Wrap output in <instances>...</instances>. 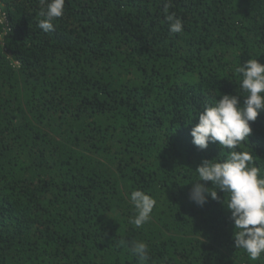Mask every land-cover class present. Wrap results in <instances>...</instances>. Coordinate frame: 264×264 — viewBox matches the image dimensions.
<instances>
[{
  "label": "trees",
  "instance_id": "obj_1",
  "mask_svg": "<svg viewBox=\"0 0 264 264\" xmlns=\"http://www.w3.org/2000/svg\"><path fill=\"white\" fill-rule=\"evenodd\" d=\"M0 5V264H264L233 246L220 201L189 199L201 161L230 151L191 128L220 95L243 102L264 0H65L47 33L41 0ZM251 127L236 150L264 176V111ZM136 189L156 200L139 228Z\"/></svg>",
  "mask_w": 264,
  "mask_h": 264
},
{
  "label": "clouds",
  "instance_id": "obj_2",
  "mask_svg": "<svg viewBox=\"0 0 264 264\" xmlns=\"http://www.w3.org/2000/svg\"><path fill=\"white\" fill-rule=\"evenodd\" d=\"M41 2L46 6L41 8L37 26L45 33L54 31L53 21L64 14L65 0ZM167 19L171 33L183 31V22L179 18L169 15ZM236 72L243 77L239 85L246 93L243 102L238 94L220 95L199 113L198 123L191 128L192 143L200 150L218 142L221 149L230 151L225 159L201 161L195 170L199 179L190 183L189 199L200 207L209 198L220 201L230 212L229 219L233 222V246L256 260L264 254V176L260 168L252 165L253 157L249 152L236 149L251 136L252 122L264 111V64L257 58H250L237 67ZM219 192H223V199ZM130 202L135 215L129 223L139 228L149 222L156 200L136 189L130 193ZM129 250L140 261L147 259L146 242L136 240Z\"/></svg>",
  "mask_w": 264,
  "mask_h": 264
},
{
  "label": "built area",
  "instance_id": "obj_3",
  "mask_svg": "<svg viewBox=\"0 0 264 264\" xmlns=\"http://www.w3.org/2000/svg\"><path fill=\"white\" fill-rule=\"evenodd\" d=\"M0 23L5 25V29L8 28V17L6 12L2 9L0 5Z\"/></svg>",
  "mask_w": 264,
  "mask_h": 264
}]
</instances>
